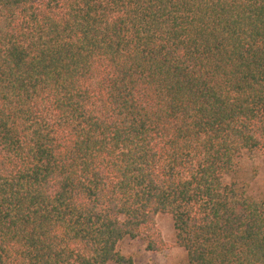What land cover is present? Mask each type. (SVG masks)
Listing matches in <instances>:
<instances>
[{
  "label": "trees",
  "instance_id": "obj_1",
  "mask_svg": "<svg viewBox=\"0 0 264 264\" xmlns=\"http://www.w3.org/2000/svg\"><path fill=\"white\" fill-rule=\"evenodd\" d=\"M264 0H0V264H264Z\"/></svg>",
  "mask_w": 264,
  "mask_h": 264
},
{
  "label": "rangeland",
  "instance_id": "obj_2",
  "mask_svg": "<svg viewBox=\"0 0 264 264\" xmlns=\"http://www.w3.org/2000/svg\"><path fill=\"white\" fill-rule=\"evenodd\" d=\"M223 179L226 183H235L246 195L264 199V149L243 151ZM154 227L165 244L161 250H146L141 237H123L116 243V249L121 254L130 256L132 264H186L184 249L174 241L170 215L157 213Z\"/></svg>",
  "mask_w": 264,
  "mask_h": 264
}]
</instances>
